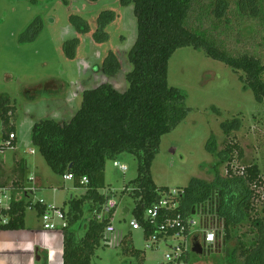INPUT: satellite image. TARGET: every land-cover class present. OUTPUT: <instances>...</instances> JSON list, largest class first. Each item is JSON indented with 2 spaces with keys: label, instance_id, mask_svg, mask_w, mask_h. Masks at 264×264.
Wrapping results in <instances>:
<instances>
[{
  "label": "rangeland",
  "instance_id": "374dc122",
  "mask_svg": "<svg viewBox=\"0 0 264 264\" xmlns=\"http://www.w3.org/2000/svg\"><path fill=\"white\" fill-rule=\"evenodd\" d=\"M123 1L0 0V96L9 98L16 108L13 125L17 139L14 149L0 153L3 172L0 189L11 197L18 191L16 189L25 185L27 170L26 184L35 187L36 181L42 183L39 193L34 192L24 199L31 206L43 201L67 211L68 201L79 199L84 192L52 172L31 143V129L36 122L44 120L69 122L80 108L85 90L101 84H110L119 93L127 90L125 76L131 70L128 52L136 40V20L133 6ZM227 1L226 17L217 20L211 12L213 0H194L187 28L229 56L247 55L264 65V0L258 1L255 17L241 14L237 5L239 0ZM105 11L112 12L115 19L104 29L107 41L98 44L92 36L98 16ZM71 17L85 21L89 32L78 34ZM74 38L79 43L75 57L69 59L63 48ZM108 52H112L120 64V71L114 77H107L101 71ZM240 75L241 72L235 73L222 62L207 57L202 50L184 47L175 51L168 61L167 83L185 93L184 106L189 112L181 124L161 137L150 172L157 187L170 190L184 189L192 178L209 182L213 178L214 162L206 151L209 138H215L218 151L225 143L237 144L243 156L241 160L234 159L233 169L256 165L260 171L261 198L255 205L256 214L264 221V104L255 101L252 91L243 89ZM46 85L50 91L43 90ZM30 88L39 91L24 94ZM55 88L62 91L49 93ZM234 119H238L239 128L229 137L224 136L221 124ZM114 163L125 166L126 172L122 173ZM137 166V160L129 153H122L105 163V188L102 191L107 199L117 204L108 217L114 232L95 251L91 264H134V257L123 253L119 246L125 236L134 249L143 253V264H165L167 247L175 244L160 242L147 249L143 231L132 230L130 226L135 219L136 205L129 194L130 182L136 178ZM219 172L226 176V164ZM14 181L21 186H11ZM31 206L25 212L35 218L36 211ZM125 209L128 211L124 212ZM89 218L86 212L73 227L78 240L84 235ZM193 219L199 222L197 215ZM242 234L246 235L242 236L244 241L254 236L248 225L240 229L239 235ZM220 237L223 239L224 233ZM221 239L222 243L209 255L197 256L191 252L189 264H239L242 258L237 241L223 245Z\"/></svg>",
  "mask_w": 264,
  "mask_h": 264
},
{
  "label": "trees",
  "instance_id": "16d2710c",
  "mask_svg": "<svg viewBox=\"0 0 264 264\" xmlns=\"http://www.w3.org/2000/svg\"><path fill=\"white\" fill-rule=\"evenodd\" d=\"M258 1L239 0L238 9L243 15L255 17L258 14ZM123 2L133 6L136 20V40L128 52L131 70L125 76L127 90L119 93L110 84L85 90L80 108L69 122L44 120L36 122L31 129V143L52 172L58 176L72 174L74 186L85 190L79 199L68 201L67 211L62 209L67 221V226L62 229V264H91L95 251L106 242L104 230L109 220L101 222L96 219L107 199L101 193L105 188V163L122 153L133 155L138 163L136 178L130 182L129 194L136 203L133 214L144 228L145 240L154 232L155 228L143 219V214L168 189L154 184L151 165L161 137L181 124L189 112L184 106L185 93L167 83L168 61L176 50L184 47L202 50L207 57L222 62L235 73L241 72L239 79L243 89L252 91L255 101L264 104V65L247 55L229 56L200 34L189 30L186 22L194 0ZM228 9L227 0H213L211 12L215 19H224ZM114 19L115 15L107 11L98 16L97 28L92 36L96 43L107 41L104 29ZM71 22L75 24L78 34L89 32L88 25L80 18L71 17ZM78 43L79 40L74 38L64 44L63 49L69 59L75 57ZM101 71L107 77L119 73L120 64L112 52L104 57ZM43 90L50 91V87L46 85ZM36 91L39 90L30 88L24 94ZM15 112L16 108L9 98L0 96V121L10 132L15 131L14 125H10ZM221 127L223 135L229 137L239 128V121H227ZM206 151L214 160L211 168L213 178L209 182L192 178L182 189L175 213L188 218L197 206L215 199L217 217L224 221L223 245L237 241L242 258L239 264H264V221L256 214L255 205L261 198L259 189L262 188L258 167L246 165L233 169L234 159H242L241 149L237 144L225 143L224 148L218 151L213 136L206 144ZM224 164L226 176L223 177L219 170ZM82 179L88 180L87 186L80 184ZM18 184L15 183V186ZM30 206L31 203L23 198L12 199L9 209L2 213L7 223L0 225V229H23L25 211ZM31 207L38 214L45 210V206L39 202ZM86 212L90 218L84 235L78 240L73 227ZM245 225L250 226L254 233L247 241L242 239V236L246 237L245 234L239 235ZM119 246L123 253L134 257V264L144 263L143 253L132 247L128 236L123 237Z\"/></svg>",
  "mask_w": 264,
  "mask_h": 264
},
{
  "label": "built area",
  "instance_id": "2783aa9c",
  "mask_svg": "<svg viewBox=\"0 0 264 264\" xmlns=\"http://www.w3.org/2000/svg\"><path fill=\"white\" fill-rule=\"evenodd\" d=\"M13 122H10V125ZM16 133L8 131V127L0 121V153L14 149L16 147ZM114 167H118L122 173L126 172V167L118 163H114ZM65 182L73 181L72 174H65L62 176ZM30 180V179H29ZM28 182V181H26ZM81 185L87 186L88 180L82 179ZM33 191V189H29ZM2 197H0V223L4 225L7 219L3 216V211L9 209L11 202V195L5 193L1 189ZM106 197V194L101 191ZM183 194L182 190L164 191L157 201L143 214V219L149 225L155 228L154 232L146 239V248H152L160 242H175V244L168 246V252L164 255L165 264H186V259L191 253L194 245H198L202 251V255H208L215 251L216 247L222 243L220 242L221 233L224 232V221L218 219L216 213L215 199L209 200L206 203L197 206L193 211L195 214L188 218H183L180 214L175 213L180 204V198ZM117 208V204L107 199L103 204L100 212L96 215L98 221L108 220V217ZM197 215L199 222L197 223L193 217ZM43 223L44 230L48 231H62L67 226L64 213L54 206H47L40 216ZM132 230H143L140 222L135 218L130 222ZM114 232V228L110 221L104 230V237ZM223 241V239H221Z\"/></svg>",
  "mask_w": 264,
  "mask_h": 264
},
{
  "label": "crops",
  "instance_id": "0c3cea01",
  "mask_svg": "<svg viewBox=\"0 0 264 264\" xmlns=\"http://www.w3.org/2000/svg\"><path fill=\"white\" fill-rule=\"evenodd\" d=\"M16 163H18V161ZM0 178H3V172L1 170V167H0ZM2 183L3 182H0V186H2L1 185ZM15 183L18 182L15 181L12 182L11 186ZM24 184L25 185L23 186L22 189H16L18 191H16V193L13 194L11 200L14 198L19 200L21 198L28 199L27 195H33L34 192L39 193L42 189V183L38 181H36L35 187L32 186L31 184H26V182H24ZM27 185H31V186L28 187ZM18 186L20 187V184H18ZM31 188L33 189V191H29V189ZM84 193L85 190L81 194V196H83ZM39 203L44 205L45 206L44 208H46L47 206H51L50 204L43 201H39ZM65 204L66 202L63 203V206H65ZM53 206L55 208H58L55 205ZM63 208L64 207L58 209L62 211ZM40 216L41 214H38L36 211V217L31 218L25 212L23 229L14 230V231L0 229V264H62V254H63L62 231L44 230ZM186 260H187L186 262L189 264L190 255H188Z\"/></svg>",
  "mask_w": 264,
  "mask_h": 264
},
{
  "label": "water",
  "instance_id": "95a60500",
  "mask_svg": "<svg viewBox=\"0 0 264 264\" xmlns=\"http://www.w3.org/2000/svg\"><path fill=\"white\" fill-rule=\"evenodd\" d=\"M27 177H28V171L25 173V182L27 181ZM28 187L31 186V185H27ZM128 210L125 209L124 212H127ZM195 214V212L193 211L192 212V216ZM192 253H195L197 255H202L203 254V251L202 249L198 246V245H194L192 250H191ZM207 255V254H206ZM209 255V254H208Z\"/></svg>",
  "mask_w": 264,
  "mask_h": 264
},
{
  "label": "flooded vegetation",
  "instance_id": "af4514ba",
  "mask_svg": "<svg viewBox=\"0 0 264 264\" xmlns=\"http://www.w3.org/2000/svg\"><path fill=\"white\" fill-rule=\"evenodd\" d=\"M63 86H65V85H63ZM64 89V88H63ZM52 91L51 92H49V93H51V94H58V93H60L62 90L59 88V89H57V90H55V89H51Z\"/></svg>",
  "mask_w": 264,
  "mask_h": 264
}]
</instances>
